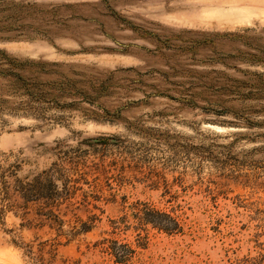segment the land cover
Here are the masks:
<instances>
[{"label":"rangeland","instance_id":"374dc122","mask_svg":"<svg viewBox=\"0 0 264 264\" xmlns=\"http://www.w3.org/2000/svg\"><path fill=\"white\" fill-rule=\"evenodd\" d=\"M251 56L264 58V0H0V71L28 64L13 73L57 97L33 101L0 75L13 172L0 264H114L104 241L127 244L132 264H264V128L229 111L263 105L230 93L264 74ZM53 164L69 199L13 192ZM143 206L179 232L139 225Z\"/></svg>","mask_w":264,"mask_h":264},{"label":"trees","instance_id":"16d2710c","mask_svg":"<svg viewBox=\"0 0 264 264\" xmlns=\"http://www.w3.org/2000/svg\"><path fill=\"white\" fill-rule=\"evenodd\" d=\"M224 37V36H222ZM250 62L264 64V58L260 56H251L249 59ZM8 67L0 71V75L12 78V84L15 85V90H22L25 95L29 96L31 100L38 101L40 103H53L57 97H54L50 93H46L42 89L43 84L38 83H27V80H23L19 75L13 73L14 70L21 69L28 64L17 63L15 61L7 60ZM39 71L45 73L43 65H38ZM252 79L248 81L235 82L237 86L230 91L232 95H235L236 99L247 102L252 101L255 103H262L258 108L254 107H244L241 109H234L229 107V111L233 114L236 122L232 123L234 126H246L247 128H264V121L262 122H253L249 118L251 115H261L264 116V74L263 73H254L252 74ZM50 85H48L49 87ZM61 88H59L60 90ZM58 91V90H57ZM27 110H33L34 112L39 113L40 109L27 107ZM30 112V111H28ZM264 170V163L260 166H257ZM16 170V169H15ZM60 170L57 169V165L53 164L51 168L47 171H43L32 181V184L25 186L17 185L13 189V192L18 193V195L23 199L25 203L43 201L45 205L44 208H53L57 207L60 203L59 201L67 200L70 198L71 189L70 183L71 180L65 178L62 183L61 191H57L56 185L54 184V176L59 173ZM13 176V172L10 171V168H3L0 165V202H1V212H4L6 208L11 207V188L7 178ZM75 182V181H74ZM28 187V188H27ZM47 220L52 221L53 224H56V217L53 215L51 210L47 211L45 214ZM134 217L138 221L139 225H151L152 228L157 229L168 235L179 232L180 227L178 222L172 218L169 214L161 213L153 209H149L146 206H143L141 209H137ZM81 232L86 233L90 231V226L83 224L81 227ZM108 244L105 247H102L104 252L114 259V264H132L131 260L134 256V250L131 249L127 244H119L114 241H104L103 244Z\"/></svg>","mask_w":264,"mask_h":264},{"label":"bare ground","instance_id":"6f19581e","mask_svg":"<svg viewBox=\"0 0 264 264\" xmlns=\"http://www.w3.org/2000/svg\"><path fill=\"white\" fill-rule=\"evenodd\" d=\"M230 18V17H229Z\"/></svg>","mask_w":264,"mask_h":264}]
</instances>
